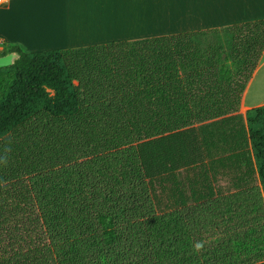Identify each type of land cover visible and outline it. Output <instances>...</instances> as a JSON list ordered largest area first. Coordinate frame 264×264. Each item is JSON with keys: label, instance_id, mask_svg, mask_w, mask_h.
Masks as SVG:
<instances>
[{"label": "trees", "instance_id": "trees-1", "mask_svg": "<svg viewBox=\"0 0 264 264\" xmlns=\"http://www.w3.org/2000/svg\"><path fill=\"white\" fill-rule=\"evenodd\" d=\"M223 32L212 33L219 40L212 37L218 44H225L229 51H235L240 44L238 29ZM198 34L211 37L207 33H194L113 44L116 51L108 59L103 58L99 64L92 63L91 67L83 64L82 67L78 66L76 63L80 62L83 55L78 52L77 57L72 53L73 50L27 52L19 44H13L7 52L0 53V56L11 52L18 55L13 65L0 68V204L8 205L12 216L24 215L28 219H34L35 216V225L42 215L47 221L48 210L60 206L66 198L78 201L83 190L95 184L103 185L100 178L104 179L107 175H102L103 172L95 169L94 164L89 170L80 162L89 159L88 154L94 146L87 144L85 138H74L73 135L81 131L80 117H103L112 113L120 115L119 110L112 106L117 100H129L131 106L127 108L136 111L138 103L144 102V93H167L163 97L165 102L171 101L174 106L172 110L167 106V110L176 111L177 120L179 115L184 117L190 113V109L198 113L200 110L201 114L206 113L210 118L226 117L238 111L242 93L258 60H251L247 56L231 59L230 53L218 52L215 55L217 59L209 63L218 69V75L211 70V73L202 77V72L198 70L192 75L177 76L172 67L179 60L169 59L173 44L176 43L178 51L187 41L204 42L205 39H198ZM139 42L146 44V47L134 49L130 46ZM249 60L253 61V68L249 67ZM242 67L247 70V75L240 72ZM223 83L235 85V90L224 91ZM231 100L236 104L233 105ZM179 109H182L180 113L177 111ZM42 113L49 115L47 125L30 124L35 116ZM245 119V136L264 195V104L247 109ZM180 121L184 123V120ZM26 125L30 128L17 144L8 140L13 132ZM181 134L184 139L186 132ZM200 145L197 142L199 157L202 153ZM16 150L19 152L16 153ZM193 154L190 149L186 155L181 154L182 166ZM98 186H94L95 190H99ZM198 197L203 196L195 194L187 197L180 194L174 201L171 198L168 200L183 208L180 216L189 220V224L200 219L199 210L204 205L193 202L188 206L187 201H197ZM187 206L191 207L188 212L184 210ZM131 216L124 212L100 211L94 228L74 230L76 232H72L71 242L68 241L71 243L69 252L78 261L71 263H65L64 240L59 232L53 236L52 230L48 233L47 229L34 227L28 231L19 229V235L51 234L50 242L55 244L56 250H60L57 254L61 264H144L151 252V244L154 247L156 241L152 238L147 244L146 240L150 237H146L140 229L142 225L135 222L138 217L133 222ZM17 241L7 247L12 257L0 264H46L47 251L39 245L40 257L34 247L28 252L26 249L21 259L23 248L20 247L21 241ZM24 242L31 246V239ZM256 264H264V261Z\"/></svg>", "mask_w": 264, "mask_h": 264}, {"label": "rangeland", "instance_id": "rangeland-1", "mask_svg": "<svg viewBox=\"0 0 264 264\" xmlns=\"http://www.w3.org/2000/svg\"><path fill=\"white\" fill-rule=\"evenodd\" d=\"M42 17L41 12H36L30 22L25 23L20 17L15 24L5 22L4 26L7 30L16 29L27 34L34 45H38L35 40L48 45L43 33L46 30L40 26ZM26 18L28 20L29 16ZM197 37L204 41L208 39L206 34H198ZM244 37H239L244 55L256 60L257 51L261 52L264 44V36L251 33ZM242 42H249L250 46L244 48ZM22 43L24 51L35 50L33 44ZM13 44L0 41V53L7 52ZM175 44L173 50L176 49ZM130 46L134 49L143 46L144 49L146 44L139 42ZM249 47L256 54L247 51ZM115 51L116 46L101 44L81 47L72 53L77 57L78 52L83 55L76 63L78 66L91 67L92 63L99 64ZM252 65L253 61L249 67L253 68ZM246 71L245 67L240 70L243 75H247ZM260 85L264 89V76ZM255 87L259 89L258 82L250 94H254ZM153 92L144 93V102L138 103L136 111L127 108L131 106L129 100H117L112 106L119 110L120 115L80 117L81 131L73 137H83L87 144L94 146L88 154L89 159L80 162L89 170L94 164L95 169L103 172L102 175H107L100 178L102 183L98 182L103 185H94L99 190L94 186L83 190L81 198L74 202L66 198L63 204L48 210L47 221L43 215L37 216L35 225V216L34 219L24 215L12 216L8 205L0 204V262L12 257L7 247L20 240L23 248L21 259L26 249L28 252L34 247L40 257L39 245L47 251L46 264H61L57 254L60 250L50 242L52 235L58 232L64 240L62 254L66 258L65 263L78 261L69 252L71 234L78 228H94L100 211L124 212L132 215L133 222L138 217L135 222L141 224L144 235L150 237L146 243L152 238L156 241L154 247L151 244V252L144 264H256L264 261V195L245 136L246 119L240 115L243 108L218 118L190 109V113L184 117L179 115L177 120L176 111L167 110V106L171 110L174 107L171 101L165 102L163 97L167 93ZM177 111L180 113L182 109ZM48 121L49 115L42 113L35 116L30 124L43 126ZM28 128L30 126L26 125L16 130L8 140L17 144ZM182 132H186L184 139ZM197 142L202 148L200 157ZM188 149L194 154L184 167L181 154L186 155ZM180 194L187 197L201 194L206 199L203 205L208 213L206 218H201L202 229L198 231L195 228L196 234H192L193 227L188 224L189 220L181 218L180 213H166L179 206L168 199L174 201ZM167 201L170 204L167 205ZM34 227L47 229L48 233L52 230L54 234L19 235V229L28 231ZM30 239L32 248L24 242Z\"/></svg>", "mask_w": 264, "mask_h": 264}, {"label": "crops", "instance_id": "crops-1", "mask_svg": "<svg viewBox=\"0 0 264 264\" xmlns=\"http://www.w3.org/2000/svg\"><path fill=\"white\" fill-rule=\"evenodd\" d=\"M36 12L43 15L40 26L46 30L43 33L48 45L36 40L38 45H34L27 34L16 29L7 30L4 26L5 22L15 24L20 17L25 23L30 22ZM232 29H238L239 34L242 31L240 38L245 39L244 36L251 33L263 37L264 0H6L0 5V41L19 44L23 50L22 42L33 44V51L59 49L67 52L90 45L133 43L194 33H224ZM211 42L215 44L211 45ZM242 45L246 48L248 43L242 42ZM243 51L241 43L235 51H229L225 44H218L213 37H208L204 42L187 41L180 50L170 52L169 59L179 60L172 67L177 76L192 75L200 70L205 77L211 70L218 75V69L209 64L217 59L218 52L230 53L231 59H238L245 56ZM247 51L252 53L250 47ZM257 52L259 62L253 68L239 103V109L243 108L240 115L244 118L247 109L264 104V89L260 85L264 76V44L261 52ZM168 70L171 72L170 66ZM257 82L260 87H255L252 95L250 92ZM222 87L224 91L235 90L233 84L223 83ZM231 103L236 104L233 100ZM193 202L204 204L206 199H189L188 206ZM188 206L184 209L187 212L191 209ZM170 211L180 213L183 208L178 206ZM199 213L200 219L189 223L193 227L192 234H196L195 228L202 229L201 218H206L208 209L202 207Z\"/></svg>", "mask_w": 264, "mask_h": 264}, {"label": "water", "instance_id": "water-1", "mask_svg": "<svg viewBox=\"0 0 264 264\" xmlns=\"http://www.w3.org/2000/svg\"><path fill=\"white\" fill-rule=\"evenodd\" d=\"M18 55L15 52L8 53L4 56H0V68L8 67L13 65Z\"/></svg>", "mask_w": 264, "mask_h": 264}, {"label": "built area", "instance_id": "built-area-1", "mask_svg": "<svg viewBox=\"0 0 264 264\" xmlns=\"http://www.w3.org/2000/svg\"><path fill=\"white\" fill-rule=\"evenodd\" d=\"M6 0H0V5H2Z\"/></svg>", "mask_w": 264, "mask_h": 264}]
</instances>
